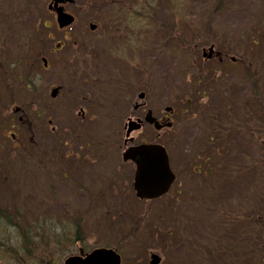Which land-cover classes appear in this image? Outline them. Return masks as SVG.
Returning a JSON list of instances; mask_svg holds the SVG:
<instances>
[{
	"label": "rangeland",
	"instance_id": "1",
	"mask_svg": "<svg viewBox=\"0 0 264 264\" xmlns=\"http://www.w3.org/2000/svg\"><path fill=\"white\" fill-rule=\"evenodd\" d=\"M47 3L48 0H0V30L9 35L4 39L3 54H6L7 46H11L15 41L17 32H30L32 35L33 26L39 28L45 21L48 28L43 30L42 37L45 38L46 33H50L53 39L48 41L45 38L41 43L38 41L32 45L27 55L29 63L39 69L43 80L44 84L39 90L48 96L52 86L64 84L68 91L71 87L85 91L89 86L85 82L95 83L96 85L90 88L93 96L85 91L87 95L104 96L103 99L114 103L115 109L112 114L105 111L102 120L91 126L89 123L94 119L86 120L84 124L94 130L110 126L109 131L87 132L90 135L94 133L101 139L109 135L117 145L122 144V135L121 131L113 129L122 128L125 117L120 120L115 115H118L117 108L125 96H133L132 100H138L137 94L143 91V101L153 109L152 111L165 113L166 107L173 109L175 121L169 133L162 131L159 132L160 135H156L157 131L146 127L145 131L131 134L137 143L142 138L147 143L163 146L170 167L176 175V182L166 196L144 205L143 201L136 199L133 194L131 165L124 164L117 171L109 173V176L114 175V180L103 177L102 172L107 171L106 163L93 159L94 156L107 151V143L95 147L94 152L88 145L84 147L81 143L78 145L73 142L70 145L71 152L64 151L63 155V147L58 146L56 140L60 135L64 137L63 134L77 131L76 125L71 124L70 115L76 112L67 110L58 119L48 111L42 114L41 118L33 119V141L29 140V132L21 124L11 129L17 134V141H21L30 157L35 155L36 158L34 162L21 161L16 168H7L0 173V205L12 207L16 204L25 210L45 212V209H65L72 213L78 211L79 214L88 212L89 215L92 214L91 223H103L111 228L112 245L120 242L116 227L113 228L112 225L122 223V220H130L134 215L146 211L148 218L140 223H151L145 227L147 230L149 226V231L138 243L141 248L138 247L137 254L132 256L135 261L130 259L133 249H124L121 257L128 260L122 258V264H146L149 251L161 252L164 257L163 264H191L190 258L195 250L205 245L203 229H212L217 221L216 205L231 211L242 199L251 198L256 202H264V108L252 106L251 111H248V98L252 97L247 95V85L233 83L236 67L228 62L229 66L218 65V71L223 72H220V83L211 78L210 84L203 89L206 97L204 101L194 104L190 114L181 112L185 106L184 100L190 97L196 99L194 97L198 94L197 87L193 86L190 80L197 76L206 81L207 74L203 73V70L216 68L217 64L206 63L201 59L202 47L210 42H216L220 51L244 61L245 65L246 62H252L253 67L254 63H257L258 67L264 68V0H156L154 5L158 8L154 12L152 26L143 27V40L148 45L145 47L142 44L143 51L140 55L137 56L135 51H131V48H134V34L126 30L129 49L120 55L126 63L120 66L121 61H118L117 56L111 63L115 64L112 68L116 79L111 78L106 42L110 32L115 33L114 37L118 40V34L124 31L123 25L109 22L102 3H97L96 9L87 11L83 8L82 1L76 0L66 7L77 20L64 30H59L54 24L53 14L47 12ZM177 5L179 7H176ZM9 10L10 16L15 14L14 19L17 20L11 28L7 25L6 16L1 14ZM88 21H99L95 31H90L86 25ZM109 25L114 26L113 29H110ZM153 27H156V32ZM146 31H152L154 35L147 34ZM65 37L72 39L74 45L65 40ZM64 41L62 49L51 51L57 42ZM34 55L46 56L51 61V69L43 70L39 59L35 60ZM59 67L63 69L60 70V77L56 76ZM66 68L70 70L69 74ZM72 71L77 77L67 78ZM11 72L16 73V70ZM4 78L3 70L0 71V81ZM118 78L129 79L133 87L118 81ZM216 83L222 87L220 94L218 89L214 88ZM114 87L116 89H113ZM65 95L66 93H62L61 98ZM19 101L23 100L19 97ZM25 106L29 109V102L25 103ZM250 118L255 128L253 146L250 137L234 132L235 125L246 124ZM5 121L7 124L4 128L7 129L16 121V116L11 123ZM47 121H50V127L56 128L55 131H49ZM79 122L83 126V119ZM220 122V131H214L211 127ZM57 127L62 128V134L57 131ZM2 128L3 126H0V136L5 133L7 142L10 141L9 131H2ZM225 131L227 133H224ZM244 131L248 129L244 128ZM256 138L260 139L261 147L255 145ZM118 150L121 148L118 147ZM253 155L258 157L252 165ZM24 157L21 159L27 160ZM218 163L224 166L223 171ZM206 164L212 173L203 176ZM194 167L199 169L197 174L193 170ZM75 171L77 173L73 179L64 180V175ZM231 171H235L233 176H223ZM78 180L82 181V186L77 183ZM210 183L214 184V191L208 201L206 198L205 202L201 200L202 204L200 201L195 203L196 199L200 200L201 186ZM110 186L115 188L111 190ZM120 187H124V190ZM97 188H100V191ZM110 213L117 222L112 221ZM153 223L162 231L159 240H155L154 233H151L150 226ZM224 254L228 258L225 264H264V239L254 246V252H235L228 246Z\"/></svg>",
	"mask_w": 264,
	"mask_h": 264
},
{
	"label": "trees",
	"instance_id": "2",
	"mask_svg": "<svg viewBox=\"0 0 264 264\" xmlns=\"http://www.w3.org/2000/svg\"><path fill=\"white\" fill-rule=\"evenodd\" d=\"M241 64L243 65V61H241ZM246 71L244 74H240L242 76L237 78L238 83L245 82V84L250 83V94L252 93L255 97L254 99V105L256 108H264V68L258 67L257 63H254V67L249 66L248 62L246 65ZM23 79V77H22ZM27 80H31V89L34 92V89L36 87L35 79L30 78ZM71 96V95H70ZM29 140H33V134L32 131H29ZM61 134L63 131H60ZM75 132V133H74ZM246 132V131H245ZM255 132V131H254ZM254 134V133H253ZM57 137L56 144L62 145L65 143H73L76 142L77 144L83 143L84 144H105V143H111L114 142L113 139L109 138V135L105 139H101L99 137H96L94 134L90 135L87 131H70L67 134H63ZM70 135V136H68ZM96 137V139H95ZM80 138V141H79ZM256 145L261 147V141L259 138H256ZM18 144H9V142L3 141V139H0V171H4V169L7 168H16L17 165L21 162H31L35 161L34 157H30L28 151L26 148H24L21 145V141H17ZM27 155V157H26ZM25 156L24 159H21V157ZM254 161L252 165L254 164L256 158L258 155H253ZM250 165V167L252 166ZM208 168V165H205V169ZM207 172H210L207 170ZM205 172V173H207ZM239 172V169H237V173ZM204 173V174H205ZM203 174V175H204ZM235 174V171H231L230 173H224L223 176H233ZM218 178L220 175H216ZM211 188H214L213 185L206 186L204 189H202L204 196L207 197L211 193ZM214 191V190H213ZM202 194V193H201ZM204 200V198H202ZM200 200L196 199L195 203H198ZM218 209H220V205H216ZM233 212L221 210L216 212L217 221L213 224L212 229H208V227L204 228V234H205V248L206 251L203 250V247L199 250L201 251V254L195 253L193 256L194 262L198 264H225L228 262V258L223 255L222 252H225L228 246L233 247V250L236 252H241V250H245L246 252H254V246L258 244V241L261 239H264V202H256L252 200L251 198L242 199L236 207H234ZM5 211L4 208L0 207V222L2 221V218L4 217V222L10 221V215L5 216L1 211ZM6 212V211H5ZM13 213H16V223L17 224H25L23 219L31 221L33 224L38 223L41 221L38 217H42L43 214L41 213H29V212H21L19 211V207H15V210ZM147 212L136 214L133 216L132 219H126L122 220V223L117 222L114 220V215L111 214L112 221L117 222L115 225L116 232H118V235L120 239H124V243L127 246V249L133 248L134 243L138 240H140L141 233L139 231L143 229L142 232H144V228L141 224H139L141 221L147 220ZM13 217V215H12ZM139 217H141V220H139ZM13 220V219H12ZM11 220V221H12ZM10 221V222H11ZM2 224H9V223H2ZM120 224V225H118ZM261 224L262 227H261ZM234 226H237L235 230H232ZM29 231V229H25V231ZM232 230V231H231ZM249 232V233H248ZM139 233V234H138ZM233 233L235 235H233ZM248 235H244V234ZM245 237H244V236ZM242 236V237H241ZM244 237L243 245L241 244ZM250 239H254L253 244H248L247 242ZM129 241V242H128ZM237 243V244H235ZM235 244V245H234ZM256 249V247H255ZM231 255V254H230Z\"/></svg>",
	"mask_w": 264,
	"mask_h": 264
},
{
	"label": "flooded vegetation",
	"instance_id": "3",
	"mask_svg": "<svg viewBox=\"0 0 264 264\" xmlns=\"http://www.w3.org/2000/svg\"><path fill=\"white\" fill-rule=\"evenodd\" d=\"M105 4L109 8V13L111 14L109 16L110 20H118L123 22V20L129 19V22L126 23V25H128L129 30L132 31L131 34H134L135 40L134 48L132 47L131 51H135L136 55H140L143 51L142 44H144V41L141 38V36L143 35V24L140 20L144 19V6L147 5L148 7L154 8L153 4H151L150 1L145 0H141L138 2H133L129 0H105ZM130 4H136L139 7V9L136 11V13L139 14V16H137L139 19V23L134 17L113 15L115 13V11H113L114 8H123V5ZM131 40L133 41V38ZM212 45L214 47V53L212 57L208 60H212L216 64H223L224 61L229 57V55L219 51L218 48L214 46V44ZM128 49L129 47L127 36L123 38L119 37V39L117 40L112 34H110L106 42V52L108 53L110 67L114 65L111 63L113 59H115V56L119 57L118 61H121L119 63L120 65L124 64L126 61L120 55L126 53ZM15 85L16 82L12 78H9L7 80L3 79L0 81V108L7 109L10 106V103L15 100ZM77 109H81V107H77ZM82 109L84 110V112L81 113L83 114V116L87 113L90 115V112H87L86 106ZM117 110L120 113L116 115V118L122 120V117H125V120H123L122 122L121 131H126L125 126L128 122H130V120L139 122L140 126L137 129L133 130L136 132L145 131L146 127L152 131H172V127L175 121L174 110H171V112L169 113L152 111L153 109L149 108L147 103L143 100H131L126 108L124 106H120L119 108H117ZM4 114L10 116L9 112L7 111ZM167 123L171 124L169 128L165 127V124ZM155 124L162 127H160V129L156 128ZM51 129L53 130V128ZM101 130L102 129H99V131ZM103 130L106 131V129ZM57 131L63 130L61 127H57ZM115 131H119L118 128H115ZM156 134L159 135L158 133ZM132 138L133 141L128 145H140L144 142L141 138L139 143H134L136 142L135 137L132 136ZM128 145H116L117 155H121ZM118 147H120L121 150H118ZM76 227L77 226H75L74 228ZM73 232L68 234L61 232L59 235H57L61 238L58 241V244L53 236L50 237V242L47 243V235L46 232H44L39 236L37 235V238H40V240L38 246H36L35 248H32L31 246L27 245L15 249L14 247L10 246L8 264H65V260L68 257L80 256L84 259L87 256V253L95 250L96 248H108L106 246V239L109 240V231H104L103 243L101 242V240H99L98 242L95 239H93L92 241L88 240V234L84 235L79 229L76 230L75 234H73ZM22 241L23 243H25L29 240L22 239ZM48 247L50 248L49 252L47 251Z\"/></svg>",
	"mask_w": 264,
	"mask_h": 264
},
{
	"label": "water",
	"instance_id": "4",
	"mask_svg": "<svg viewBox=\"0 0 264 264\" xmlns=\"http://www.w3.org/2000/svg\"><path fill=\"white\" fill-rule=\"evenodd\" d=\"M62 1L66 0H53V6L49 5V8L51 9L53 7H57V3ZM57 18L60 27L73 21V18L70 15L65 14L62 8L59 7L57 10ZM211 53L212 48L209 49L208 56H210ZM56 90V88L52 90V96L55 95ZM131 129L132 127L129 128V130ZM129 132L130 131H127V134H129ZM148 153H150L149 150H141L139 148L132 147L123 153L124 160L130 159L136 164V195L141 199H152L165 194L174 180V175L168 166L167 158L162 154V152H159L156 147L150 155H148ZM142 162H146L150 164L154 170L162 172L164 179L162 181H154L151 184L146 182V180L142 177ZM106 254L107 255H98L97 253L91 254L89 255L87 263L84 264H119V256L113 250L107 251ZM152 259L154 262H157V256H152Z\"/></svg>",
	"mask_w": 264,
	"mask_h": 264
},
{
	"label": "bare ground",
	"instance_id": "5",
	"mask_svg": "<svg viewBox=\"0 0 264 264\" xmlns=\"http://www.w3.org/2000/svg\"><path fill=\"white\" fill-rule=\"evenodd\" d=\"M146 7H148L146 5ZM56 76L60 75L56 72ZM67 78H74L77 77L76 74H70L68 76H66ZM74 81V80H73ZM62 86H65L64 84H61ZM1 213H3L5 216H9L10 213L5 212V211H1ZM10 217L12 218V214L10 215ZM25 222V227L26 228H30L33 226V223L29 220L23 219ZM3 240H5V242H3ZM20 237L16 235L13 224H9V226L4 227L2 229V231L0 232V264H8V255L5 252L4 246H12L15 249L18 248L20 246Z\"/></svg>",
	"mask_w": 264,
	"mask_h": 264
},
{
	"label": "snow or ice",
	"instance_id": "6",
	"mask_svg": "<svg viewBox=\"0 0 264 264\" xmlns=\"http://www.w3.org/2000/svg\"><path fill=\"white\" fill-rule=\"evenodd\" d=\"M142 177L149 184L154 181H162L164 179L162 172L154 170L151 165L146 162H142Z\"/></svg>",
	"mask_w": 264,
	"mask_h": 264
}]
</instances>
